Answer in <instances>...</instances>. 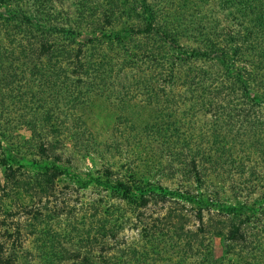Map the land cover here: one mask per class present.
Returning <instances> with one entry per match:
<instances>
[{
	"label": "rangeland",
	"instance_id": "374dc122",
	"mask_svg": "<svg viewBox=\"0 0 264 264\" xmlns=\"http://www.w3.org/2000/svg\"><path fill=\"white\" fill-rule=\"evenodd\" d=\"M109 1L0 0V246L13 264H264V0H148L160 9L162 24L174 23L179 49L159 45L154 33L121 45L96 40L86 56L101 64L92 85L77 89L83 82L72 75V82L51 87L30 76L39 64L38 40L28 42L24 16L40 19L44 28L73 30L74 37L47 33L49 44L58 46L67 39H98L109 28L145 27L140 0H117L113 18ZM229 32L237 33L247 54L229 49L230 64L214 51L212 60L180 65L176 77L183 80L188 70L193 75L210 70L224 79L249 73L243 77H249L261 110L255 119H244L240 113L247 102L226 97L220 106L228 115L194 121L171 102L166 63L159 70L144 64L141 55L151 58L148 48L158 45L166 52L156 46L151 52L170 64L182 50L213 49L211 42ZM156 95H162L160 101ZM184 137L193 145H182ZM199 149L216 152L205 188L184 170ZM63 170L112 186L202 192L225 208L247 202L252 212L246 215L210 207L201 216L203 225L225 235L231 226L239 233L244 229L251 254L239 262L241 246L199 233L198 210L191 204L174 202L181 217L165 220L173 202L161 204L155 195L144 203L135 193L125 196L95 184L81 189ZM150 226L154 234L145 230ZM102 228L113 232L104 237L109 245L92 248L88 241L101 237ZM187 241L196 243L193 251L186 249L185 261L177 249ZM132 251L136 256L130 260Z\"/></svg>",
	"mask_w": 264,
	"mask_h": 264
},
{
	"label": "trees",
	"instance_id": "16d2710c",
	"mask_svg": "<svg viewBox=\"0 0 264 264\" xmlns=\"http://www.w3.org/2000/svg\"><path fill=\"white\" fill-rule=\"evenodd\" d=\"M142 8V15H143V23L145 24L142 29L140 28H134L130 26H121L120 29L115 30V28H109L108 30H102L101 36L98 39L90 38L83 42H78L74 39H67L64 40V44L62 46H58L57 44L50 45L46 38L48 35L52 34L54 35H60V34H67L70 37H74L75 33L73 30L70 29H55V28H44L43 22L40 19H34L29 17H23L24 25L26 26V33L31 34L30 35V45L35 40H38V48H36L37 52H35V56L39 60V64L33 65L31 70L33 73H30V76L32 77H38L39 79H43V84L45 86L50 85L52 86H59L63 87V83L72 82L71 76L76 75L79 80H81L83 83L82 85H76V88H83L84 85H92L91 82L93 80V75L95 73H99V68L101 66L100 63L96 62L95 60H88L86 58L87 54H89L90 50L95 47V41L96 40H110L111 42H114L118 45L123 44V42L130 38V37H140L144 36L145 38L149 37L154 33V35H158L159 38H157V42L159 45H167L172 48H177V43L179 38H177V31L174 28V23H163V20L161 19L160 15V9L156 8L155 6H151L148 2V0H140ZM122 5H125V3H120ZM157 4V3H156ZM120 6L117 2V0H110L108 11L109 18L114 17L115 10H117ZM157 6V5H156ZM119 10V9H118ZM107 24H111L110 21H107ZM46 30V31H44ZM50 31V34H47ZM238 35L236 32H229L222 36H218V41L216 43L211 42V47L214 49H196L191 50L190 53L183 52L179 53L178 57H173V60L170 64H167V59L160 55H153L154 53L151 52L155 48V46H150L149 56L141 55L144 64L152 63L155 65L156 68L159 70H164L163 66L164 63H166V68L169 69V82L168 84H171L169 87L171 89L169 97L172 99L173 106L176 104V110H181V112H186V116L193 119L194 121H200L201 118H203L205 115H210L214 118V121L220 119L222 116H226L229 113L225 112L221 108V104L223 105V101L226 97H229L230 100H238L241 99L243 101H246L247 104L245 106L247 109H245V112L240 113V116H242L244 119H255L256 115H258V110L260 109L261 103L259 101L258 96H252L251 95V89L249 86V77H246V80L243 76H250L249 73L243 74L238 73V76H233L230 78L221 77V73H216L214 71L210 70H202L199 72L198 75H193L192 70H188L187 73H183L184 79L181 80V78L176 77V72L180 71V65L184 64L185 62H198L203 60H212V58L215 56L214 51L216 53H219L222 60L226 61V63H232L233 60L228 55V50L231 49L234 51V53H241L247 54L246 52V46H244V43L242 45L237 44L239 42ZM154 43V42H153ZM234 46V47H233ZM156 48L161 53H165L166 51L160 48V46H156ZM233 48V49H232ZM246 52V53H245ZM245 58V57H244ZM46 59V63H42L41 60ZM112 67V66H111ZM160 72V71H159ZM104 73V72H103ZM102 73V74H103ZM164 74H161L160 76H163ZM101 76V75H100ZM99 76V77H100ZM84 78V79H83ZM83 79V80H82ZM254 80V78H253ZM180 81L181 85L178 84ZM184 81V82H183ZM59 84H62L61 86ZM164 94V93H163ZM162 95H156V100L160 101ZM69 98H71L68 95ZM160 108V107H159ZM178 124V122H175ZM180 123V122H179ZM171 127V125L169 126ZM182 145L185 144H192L193 142L192 138H186L184 137L182 140ZM193 145V144H192ZM186 146V145H185ZM187 148V147H186ZM42 150V149H41ZM187 150V149H184ZM189 153L191 154L192 149H188ZM216 152L208 149V150H198L194 153V157L190 159L188 162L186 168H184L185 173L187 174V177L190 180H193L196 185L201 186L202 188L206 187L208 181V171L211 168L214 169V166L216 165V159H215ZM190 156L185 155V158L188 159ZM186 162V161H185ZM67 178L73 179L75 182L79 184V187L81 189L89 188L92 184L98 185V186H108L110 188H114L118 190L119 192L123 193L125 196H130L133 193L137 194L139 197V200L141 202L146 203L145 200L147 196H151L152 199L155 200V195L159 196V202L161 204H166L167 202H173V207H170V210L168 216L165 218V220H172V219H180L181 215L178 214L177 205L174 202H184L191 204L195 206L198 210L197 218L200 221V228L199 233L202 235H205L206 233H213L216 237H221L223 240H226L228 242L235 243L240 249L244 251V255L239 262L246 257L250 256V250L252 243L250 242V239L248 236H246V232L244 229L241 230V233H239V229L236 227H230L227 230V233L225 235L224 231L216 226H208L203 225L202 222V216L201 212L203 210L209 211L210 207L217 208L221 212L224 211V213L228 212V214H232L233 216L240 215H246L250 212H252V209L248 207V203H240L238 206L235 207H229L225 208L221 205H215L213 199H211V195L206 193V197L210 198L208 200L205 198L204 194L202 192L197 193H191L189 190H175L172 191L168 188L161 187V186H148L147 189L144 187H139L136 184H133L131 186H128L127 184H124L122 182H117L114 186L110 185V183H103L99 179L94 177H88L83 178L82 176L63 170L62 173ZM205 191V190H204ZM151 199V200H152ZM144 205V204H143ZM142 205V206H143ZM239 226V225H238ZM101 230H104V233L101 237H94L88 241V245L92 244V248L96 247L100 244L102 247H106L109 244L107 243L106 237L108 233H113L112 231L105 230L102 228ZM100 230V231H101ZM147 231H152V234H154V228L151 226L146 228ZM191 245L189 246V242L187 241L185 244H183L182 248H178V253H183V259L186 261L188 260L186 256V249L189 248L190 251H193L192 248L196 241H190ZM178 245H181V242H178ZM233 247L234 245H231L229 247V250L227 252L233 253ZM6 249L4 247L0 246V264H13L12 260L9 258L11 257L10 254H8L9 257L6 256ZM119 254L121 253L118 251ZM131 255L127 257L130 260H133L136 256V253L134 251L129 252ZM138 256V255H137ZM123 258L124 255L122 256ZM105 264H109L108 262H101ZM112 264H131L127 261H123V263L119 261L111 262ZM94 264H98L97 262ZM132 264H138V262L132 263ZM186 264L187 263L186 261ZM212 264V263H210ZM227 264H236L233 261H228Z\"/></svg>",
	"mask_w": 264,
	"mask_h": 264
}]
</instances>
